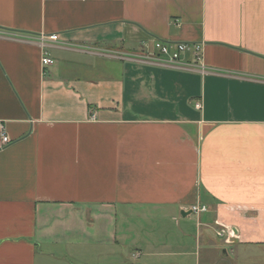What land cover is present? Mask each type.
<instances>
[{"label": "crops", "instance_id": "crops-1", "mask_svg": "<svg viewBox=\"0 0 264 264\" xmlns=\"http://www.w3.org/2000/svg\"><path fill=\"white\" fill-rule=\"evenodd\" d=\"M0 125V264L251 257L264 0H0Z\"/></svg>", "mask_w": 264, "mask_h": 264}, {"label": "built area", "instance_id": "built-area-1", "mask_svg": "<svg viewBox=\"0 0 264 264\" xmlns=\"http://www.w3.org/2000/svg\"><path fill=\"white\" fill-rule=\"evenodd\" d=\"M42 41H44V42L45 41L58 42L59 36L54 34V35L48 36L46 38H43ZM156 48L159 51V57L158 58L160 61L167 63V64H171V65H181V54L184 53L185 51H187L189 46L187 44H184V43L175 44L173 51H171L170 45L158 41L156 43ZM195 51H196L197 61H199L201 59V47L197 46ZM42 63L44 66H50V65L54 64V61L46 54L42 59ZM198 107H200V105H198ZM0 137H1L2 142L4 144L10 143V139L5 132L3 125H0ZM191 211L194 213L200 214V213L207 212L208 208H207V206L196 205V206H193L191 208ZM230 233L232 234V232H230ZM220 235H223V233H220Z\"/></svg>", "mask_w": 264, "mask_h": 264}, {"label": "rangeland", "instance_id": "rangeland-1", "mask_svg": "<svg viewBox=\"0 0 264 264\" xmlns=\"http://www.w3.org/2000/svg\"><path fill=\"white\" fill-rule=\"evenodd\" d=\"M132 253L133 246L128 250V259L130 263H136L134 262L135 259L131 256ZM231 264H264V249L257 248L256 252L254 254H251V257H249V255H244L240 256L238 259L234 258Z\"/></svg>", "mask_w": 264, "mask_h": 264}, {"label": "water", "instance_id": "water-1", "mask_svg": "<svg viewBox=\"0 0 264 264\" xmlns=\"http://www.w3.org/2000/svg\"><path fill=\"white\" fill-rule=\"evenodd\" d=\"M181 214H182L183 217H186V216H188L189 214H191V212H190V211H189V212H184V211H183Z\"/></svg>", "mask_w": 264, "mask_h": 264}]
</instances>
